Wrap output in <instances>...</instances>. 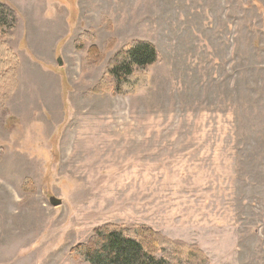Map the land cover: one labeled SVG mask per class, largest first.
Segmentation results:
<instances>
[{
    "label": "rangeland",
    "instance_id": "obj_1",
    "mask_svg": "<svg viewBox=\"0 0 264 264\" xmlns=\"http://www.w3.org/2000/svg\"><path fill=\"white\" fill-rule=\"evenodd\" d=\"M3 1L19 67L0 109V264H87L71 249L106 224L264 264V0ZM133 40L157 62L133 94L95 92Z\"/></svg>",
    "mask_w": 264,
    "mask_h": 264
},
{
    "label": "trees",
    "instance_id": "obj_2",
    "mask_svg": "<svg viewBox=\"0 0 264 264\" xmlns=\"http://www.w3.org/2000/svg\"><path fill=\"white\" fill-rule=\"evenodd\" d=\"M18 24L17 11L0 0L1 110L6 109V100L18 86L19 59L12 47ZM90 51H97V47H91ZM158 56L153 43L133 40L109 61L103 79L94 91L133 94L143 81L136 71L156 63ZM71 256L87 264H210L198 244L172 239L142 224L99 226L87 242L71 249Z\"/></svg>",
    "mask_w": 264,
    "mask_h": 264
},
{
    "label": "water",
    "instance_id": "obj_3",
    "mask_svg": "<svg viewBox=\"0 0 264 264\" xmlns=\"http://www.w3.org/2000/svg\"><path fill=\"white\" fill-rule=\"evenodd\" d=\"M52 204H53L54 206H59V205L62 204V202H61L60 200H57V199H52Z\"/></svg>",
    "mask_w": 264,
    "mask_h": 264
},
{
    "label": "bare ground",
    "instance_id": "obj_4",
    "mask_svg": "<svg viewBox=\"0 0 264 264\" xmlns=\"http://www.w3.org/2000/svg\"><path fill=\"white\" fill-rule=\"evenodd\" d=\"M14 223V222H13Z\"/></svg>",
    "mask_w": 264,
    "mask_h": 264
}]
</instances>
